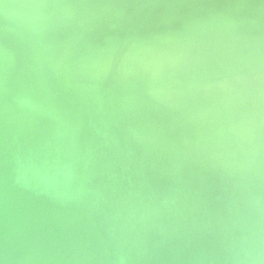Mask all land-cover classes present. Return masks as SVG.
Listing matches in <instances>:
<instances>
[{"label": "bare ground", "instance_id": "6f19581e", "mask_svg": "<svg viewBox=\"0 0 264 264\" xmlns=\"http://www.w3.org/2000/svg\"><path fill=\"white\" fill-rule=\"evenodd\" d=\"M0 264H264V0H0Z\"/></svg>", "mask_w": 264, "mask_h": 264}, {"label": "water", "instance_id": "95a60500", "mask_svg": "<svg viewBox=\"0 0 264 264\" xmlns=\"http://www.w3.org/2000/svg\"><path fill=\"white\" fill-rule=\"evenodd\" d=\"M148 190L153 191L154 190L153 186H151ZM162 251H163V248H162Z\"/></svg>", "mask_w": 264, "mask_h": 264}]
</instances>
